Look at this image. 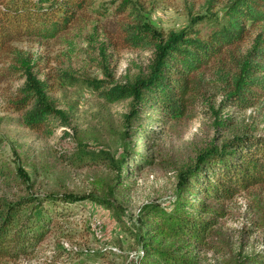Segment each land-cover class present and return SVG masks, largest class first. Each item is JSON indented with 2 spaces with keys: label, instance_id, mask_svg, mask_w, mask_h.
<instances>
[{
  "label": "trees",
  "instance_id": "trees-1",
  "mask_svg": "<svg viewBox=\"0 0 264 264\" xmlns=\"http://www.w3.org/2000/svg\"><path fill=\"white\" fill-rule=\"evenodd\" d=\"M214 1L218 0H208L210 7ZM91 4V0H0V83L22 81L7 100V105L20 114L22 126L49 136L56 121L68 122L48 95L53 85L49 81L69 86L76 82L86 84L106 103L128 101L119 138L120 153L92 155L76 151L64 157L104 168L111 178L102 195H33L19 168L24 187L17 188L19 193L11 200L0 197V260L49 252L52 264H92L98 258L113 263V259H108L112 254L109 252H99L87 259L81 252L66 248L60 238L51 246L44 242L63 232L59 220L69 217L71 206L77 202L89 200L115 214L119 205L114 192L128 191L134 185L136 173L153 161L150 145L137 149L134 139L155 138L158 131V127L142 126L140 121L146 110L159 115L156 122L162 125L183 117L192 107L201 106L212 118L210 143L197 152L190 166L177 172V194L171 205L162 209L144 207L134 231L127 229L136 252L128 264H200L204 253L219 251L212 237L217 218L225 215L223 204L250 187L264 186V134L246 128L238 135H222L233 122L231 110L239 113L264 101V30L256 33L244 53L235 51L251 29L264 27V0H229L221 19L213 14L193 17L188 27L177 32L156 31L142 25L139 17L134 26L115 28L111 37L117 46L150 51L146 63L122 81L114 80L105 59L101 65L102 79L85 77L78 81L66 73L54 79L45 73L40 78L35 69L41 59L11 45L13 40L25 36L44 40L56 37L68 30ZM127 4L124 1L117 12H126ZM201 22L208 23L206 29L198 26ZM99 52L105 58V52ZM216 64V80H211L219 84L217 92L221 98L215 107L208 98L210 83L204 76ZM161 125L157 126L162 128ZM64 135L68 137L67 132ZM253 226L260 230L264 241V219L262 225ZM250 229L242 231L241 236H246ZM60 236L71 239L74 235L65 229ZM234 261L264 264V243L257 253L237 254Z\"/></svg>",
  "mask_w": 264,
  "mask_h": 264
},
{
  "label": "rangeland",
  "instance_id": "rangeland-1",
  "mask_svg": "<svg viewBox=\"0 0 264 264\" xmlns=\"http://www.w3.org/2000/svg\"><path fill=\"white\" fill-rule=\"evenodd\" d=\"M124 1L129 7H125L126 12L118 13ZM228 1H214L210 7L208 0H91L92 4L79 14L69 29L56 37L44 40L25 36L13 40L11 45L35 59H41L39 68L35 69L40 78L45 73L53 76L52 79L66 73L78 81L85 77L102 79L101 65L105 59L114 80L122 81L146 63L150 51L117 46L111 37L115 28L134 26L136 17H139L142 25L156 31L164 34L177 32L188 27L193 17L213 14L221 19ZM198 26L206 29L208 23L201 22ZM261 30L264 27L251 29L245 42L235 51L244 53ZM100 50L105 52V58ZM217 66L214 65L204 76L210 83L208 98L215 107L221 98L217 92L219 84L211 80L215 79L213 75ZM49 83L53 84L48 92L52 103L68 118L64 124L56 121L49 136L22 126L20 114L7 105L14 88L22 81L0 83L2 198L11 200L18 195V189L24 187L20 183L19 168L33 195L68 192L102 195L109 183L111 175L100 165H83L64 157L76 151H87L92 155L120 153L119 138L128 101L106 103L98 98L92 87L80 82L73 86L65 82ZM233 111L230 112L233 122L222 133L223 138L241 134L246 128L250 132L264 134V101L246 111ZM158 117L151 110L143 113L140 122L144 129L158 127L159 132L148 140L134 139L137 149L150 145L149 154L153 161L147 162L136 173L134 185L128 191L114 192V200L119 205L115 214L89 200L77 202L71 206L70 216L59 220L63 232L68 229L74 236L65 239L60 236L63 232H59L52 235V239L45 240L44 245L51 246L60 238L66 248L81 252L87 259L99 252L112 253L108 259H113V263L98 258L92 264H128L135 258L133 238L127 229L134 231L144 207L162 209L171 205L177 194V172L194 162L197 152L210 143L212 136V118L201 106L192 107L183 117L167 120L162 125L156 122ZM126 144L129 147V143ZM223 210L225 215L217 218L212 237L219 251L204 253L200 264H235L237 254H254L262 248V234L253 225H262L264 219V186L241 191L223 204ZM248 229L251 232L242 237L241 232ZM50 261L49 252H42L16 260L2 259L0 264H52Z\"/></svg>",
  "mask_w": 264,
  "mask_h": 264
}]
</instances>
